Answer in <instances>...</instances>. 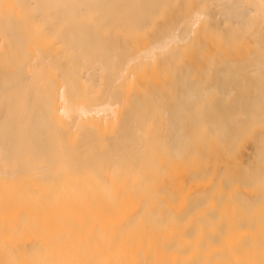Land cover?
Returning a JSON list of instances; mask_svg holds the SVG:
<instances>
[{
  "label": "bare ground",
  "instance_id": "bare-ground-1",
  "mask_svg": "<svg viewBox=\"0 0 264 264\" xmlns=\"http://www.w3.org/2000/svg\"><path fill=\"white\" fill-rule=\"evenodd\" d=\"M0 264H264V0H0Z\"/></svg>",
  "mask_w": 264,
  "mask_h": 264
}]
</instances>
